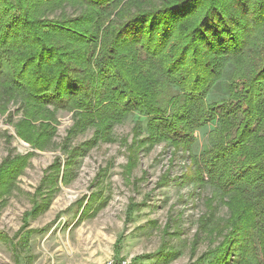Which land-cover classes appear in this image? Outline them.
Here are the masks:
<instances>
[{
	"label": "trees",
	"instance_id": "obj_1",
	"mask_svg": "<svg viewBox=\"0 0 264 264\" xmlns=\"http://www.w3.org/2000/svg\"><path fill=\"white\" fill-rule=\"evenodd\" d=\"M58 9L60 18L41 21ZM214 89L227 98L209 103ZM17 101V135L40 150L48 133L34 123L52 121L51 107L95 126L139 113L160 136L190 145L215 124L197 161L231 216L215 264H264V0H0L1 114ZM26 158L0 166V204Z\"/></svg>",
	"mask_w": 264,
	"mask_h": 264
},
{
	"label": "rangeland",
	"instance_id": "obj_2",
	"mask_svg": "<svg viewBox=\"0 0 264 264\" xmlns=\"http://www.w3.org/2000/svg\"><path fill=\"white\" fill-rule=\"evenodd\" d=\"M65 7L69 16L79 14ZM62 10L41 21L60 18ZM226 98L214 89L207 101ZM49 109L52 121L34 123L47 129L41 150L17 135L21 101L0 112V166L27 157L13 194L1 200L0 233L10 242L0 239V264H16V255L21 264L216 263L230 211L197 173L215 124L195 132L190 145L160 136L139 113L95 126L75 110ZM53 174L54 184L43 186ZM44 200L45 210L26 217ZM27 231L35 233L29 238Z\"/></svg>",
	"mask_w": 264,
	"mask_h": 264
},
{
	"label": "built area",
	"instance_id": "obj_3",
	"mask_svg": "<svg viewBox=\"0 0 264 264\" xmlns=\"http://www.w3.org/2000/svg\"><path fill=\"white\" fill-rule=\"evenodd\" d=\"M105 264H131V262L128 261V260H123V261H119V262H117V261L114 260V259H109V260L106 261Z\"/></svg>",
	"mask_w": 264,
	"mask_h": 264
}]
</instances>
